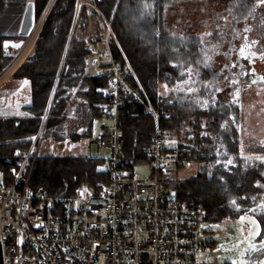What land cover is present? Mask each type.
Here are the masks:
<instances>
[{"label":"trees","instance_id":"16d2710c","mask_svg":"<svg viewBox=\"0 0 264 264\" xmlns=\"http://www.w3.org/2000/svg\"><path fill=\"white\" fill-rule=\"evenodd\" d=\"M182 1L185 0H87L92 8H82L46 138L91 139L95 123L103 120L108 78L87 73L92 58L88 46L93 40L102 41L109 25L162 114L160 128L170 142L175 141L173 146L186 166H198L193 177L175 180L170 176L167 195L173 204L201 205L206 209L207 222L221 223L231 216L227 206L231 183L207 175L204 167L207 162L214 164L221 153L230 155L235 114L228 96L241 85L249 57L264 58V0H232L222 28L206 37L190 32L175 35L168 28L166 10ZM50 3L51 0H35L37 21ZM77 7L78 0H54L30 54L13 75L31 84L32 100L27 109L30 115L0 118V170L8 172L16 167L19 155L29 148L40 125ZM113 50L121 59L116 45ZM4 51L0 46V74L17 59V55ZM125 110L121 158L134 170L149 161L146 148L154 136L155 122L131 98L126 99ZM185 167L177 168L175 173ZM108 181L104 158L40 155L30 186L51 197H72L82 185L93 186L99 192Z\"/></svg>","mask_w":264,"mask_h":264},{"label":"built area","instance_id":"2783aa9c","mask_svg":"<svg viewBox=\"0 0 264 264\" xmlns=\"http://www.w3.org/2000/svg\"><path fill=\"white\" fill-rule=\"evenodd\" d=\"M88 5L78 0L58 77L29 148L19 155L16 167L8 172L0 170L2 264H218L214 245L202 231L207 223L206 209L197 204H173L167 195L169 177L186 162L160 128L162 114L109 25L106 37L88 46L92 65L99 76L108 78V88L104 125L93 133L86 150V156L106 160L108 184L99 192L93 186L82 185L72 197H51L31 188L80 10ZM41 27L36 23L16 64L0 75V84L28 56ZM115 45L121 59L115 57ZM127 98L139 104L155 122L154 136L146 148L149 161L139 165L148 169L145 176L137 175L136 167L130 170L121 158Z\"/></svg>","mask_w":264,"mask_h":264},{"label":"flooded vegetation","instance_id":"af4514ba","mask_svg":"<svg viewBox=\"0 0 264 264\" xmlns=\"http://www.w3.org/2000/svg\"><path fill=\"white\" fill-rule=\"evenodd\" d=\"M249 60L241 85L228 96L235 114L230 155L221 153L214 164L207 162L204 167L207 175L231 183L227 189V206L231 216L221 223H207L212 227H219L225 222H232L237 232V241L228 249H237L238 257L245 253L243 249L249 244L247 237L252 230L247 220L242 222L244 218L257 219L260 234L255 241L258 244L264 242V209L259 207L264 202V58L255 60L249 57ZM228 161H232L231 167ZM256 178L262 179L261 187L255 184ZM256 192L262 195L257 196ZM214 252L216 253L215 246ZM262 259L264 251L255 253L254 262Z\"/></svg>","mask_w":264,"mask_h":264},{"label":"rangeland","instance_id":"374dc122","mask_svg":"<svg viewBox=\"0 0 264 264\" xmlns=\"http://www.w3.org/2000/svg\"><path fill=\"white\" fill-rule=\"evenodd\" d=\"M82 1L87 3V0ZM53 2L54 0H51L49 7H47L41 18L37 21V24L43 25ZM231 3L232 0H185L178 4L176 3L173 7H168L165 12L167 26L175 35L177 33L190 32L191 34L206 37L213 32H219V29L222 28L225 23L224 18L227 16L226 9ZM87 4H89L87 7L91 8L90 3ZM81 12L82 9L80 10L76 32L79 26ZM220 61H222L221 57L218 58V62ZM258 68L260 67L258 66ZM87 73L92 75L97 74V67L92 65L91 59L88 63ZM162 94L164 93L162 92ZM102 125H104L103 120L95 123L93 133H98ZM173 141H171L172 144L175 143ZM90 142L91 139L74 141L71 138H66L62 141H55L52 138H46L40 155L56 157L86 156V150ZM198 170L196 164H191L186 166L182 171L172 174V178L175 180H184L195 176ZM135 172L139 176H145L148 174V169L145 166L140 167L138 165L136 166ZM202 231L207 233L204 235L205 239L212 242L215 246V256L218 264H233L234 260H239L237 249H228L237 241V232L232 222H225L219 227H212L208 223H205L202 225Z\"/></svg>","mask_w":264,"mask_h":264},{"label":"crops","instance_id":"0c3cea01","mask_svg":"<svg viewBox=\"0 0 264 264\" xmlns=\"http://www.w3.org/2000/svg\"><path fill=\"white\" fill-rule=\"evenodd\" d=\"M31 2L35 3V0H0V46H2V49L5 50L4 52L6 54L17 55V59L11 66L15 65L18 61L21 56L22 49L20 51H16L15 53L14 50L5 49L3 43L5 41L20 40L19 34L24 15L27 5ZM249 64L250 63L247 64V67H249ZM17 68L0 84V118H27L30 115L27 109L31 105L32 87L30 82L25 85V80L22 81L13 78ZM255 184H263L262 179L256 178ZM260 194L262 195V193L256 192L257 196H260Z\"/></svg>","mask_w":264,"mask_h":264},{"label":"water","instance_id":"95a60500","mask_svg":"<svg viewBox=\"0 0 264 264\" xmlns=\"http://www.w3.org/2000/svg\"><path fill=\"white\" fill-rule=\"evenodd\" d=\"M36 23H37V19H36L35 3L31 2L27 5V9L24 15L23 23L21 26L20 34H19L20 40L19 41H8L11 45H15V46H10L7 49L14 50V51H20L25 44V40L31 36L36 26ZM4 43H3V46H4ZM254 243L258 244L257 241H255ZM239 246H242V243H239ZM246 248H248V246L243 249L244 252ZM255 253L252 252L251 248H248L247 253H243V258L246 260H250L253 262V264H255L254 262ZM239 259H241V255L239 256ZM0 264H2L1 258H0Z\"/></svg>","mask_w":264,"mask_h":264},{"label":"snow or ice","instance_id":"6c2138e0","mask_svg":"<svg viewBox=\"0 0 264 264\" xmlns=\"http://www.w3.org/2000/svg\"><path fill=\"white\" fill-rule=\"evenodd\" d=\"M10 46H15V45H11L8 41H5L4 48L7 49ZM173 66L175 67V65H173ZM28 83H29V81H27V80L24 81L25 85H27ZM173 143H174V141H173ZM17 154H19V153H17ZM228 165H229V167H231L232 161H228ZM257 187H261V185L257 184ZM235 204H236V202L234 201L233 205H235ZM259 207L261 209H264V202H262ZM252 211H256V210L252 209ZM245 220H247L252 226V230L249 232L248 237H247V239L249 241L248 248H251L252 252H254V253L264 251V242H261L259 244L253 243V241H255V238L257 236H259V234H260V225H259L257 219H255L254 217H246L242 220V222ZM18 243H22V239L20 241H18ZM248 248L245 249V253H247ZM233 264H253V262L250 260L244 259L243 254H241V259L234 260ZM255 264H264V259L257 260L255 262Z\"/></svg>","mask_w":264,"mask_h":264}]
</instances>
